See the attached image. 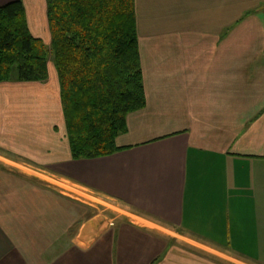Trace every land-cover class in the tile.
Segmentation results:
<instances>
[{"label": "crops", "instance_id": "obj_1", "mask_svg": "<svg viewBox=\"0 0 264 264\" xmlns=\"http://www.w3.org/2000/svg\"><path fill=\"white\" fill-rule=\"evenodd\" d=\"M13 1L48 47L46 0ZM134 15L145 106L120 151L71 159L55 73L0 83V264H264V0Z\"/></svg>", "mask_w": 264, "mask_h": 264}, {"label": "trees", "instance_id": "obj_2", "mask_svg": "<svg viewBox=\"0 0 264 264\" xmlns=\"http://www.w3.org/2000/svg\"><path fill=\"white\" fill-rule=\"evenodd\" d=\"M50 45L34 38L21 1L0 7V83L56 72L72 160L123 148L126 117L145 106L134 0H46Z\"/></svg>", "mask_w": 264, "mask_h": 264}, {"label": "rangeland", "instance_id": "obj_3", "mask_svg": "<svg viewBox=\"0 0 264 264\" xmlns=\"http://www.w3.org/2000/svg\"><path fill=\"white\" fill-rule=\"evenodd\" d=\"M48 22V21H47ZM27 23V22H26ZM27 27H28V25H27ZM48 29H49V26H48ZM49 33H50V31H49ZM37 39V38H36ZM42 41V40H41ZM43 42V41H42ZM50 45V44H49ZM49 47V46H48ZM51 73H55L56 74V72H55V70L53 69V66H52V64L49 62L48 64H47V74H48V77H49V75L51 74ZM48 77H47V79H48ZM93 213L92 214H95V215H100V211H96V210H94V211H92ZM101 216V215H100ZM104 216L106 217V218H111V217H113V215L111 214V213H108L107 215L106 214H104Z\"/></svg>", "mask_w": 264, "mask_h": 264}]
</instances>
